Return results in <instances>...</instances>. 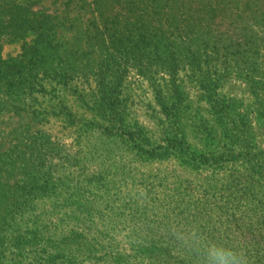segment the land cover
Wrapping results in <instances>:
<instances>
[{
	"label": "trees",
	"instance_id": "1",
	"mask_svg": "<svg viewBox=\"0 0 264 264\" xmlns=\"http://www.w3.org/2000/svg\"><path fill=\"white\" fill-rule=\"evenodd\" d=\"M232 1L240 5L235 6L239 12L251 13L250 0ZM31 3L0 0V12L9 16L0 31L8 27L13 36H35L18 62L0 56V81L5 77L0 88L48 94L50 110L22 108L19 116L29 123L21 134L28 142L5 151L0 163V264H207L203 246L210 242L241 251L248 264H264V147L255 142L249 116H240L237 102L220 92L223 75L214 78L209 73V64L216 61L228 68L232 55L243 57V68L257 65L249 62L256 58L254 51L260 55L262 50L264 57V32L262 37L254 32L255 42L248 40L247 48L232 35L231 45H221L225 38L222 32L217 38L214 27L232 19L236 23L228 0H92L100 21L95 27L106 31L97 35L106 55L94 68L90 62L96 57H87L93 88L85 93L78 68L74 66L75 77L61 73L46 54L65 12L38 13ZM168 4L182 12L202 5L196 9L197 23L190 25L185 18L177 25L170 17L172 8L164 10ZM261 15L264 20V11ZM243 16L238 20L244 21ZM180 27L183 33L172 32ZM193 43L195 48L190 47ZM147 50L153 52V66L142 62ZM181 63L190 66V78L216 110L215 129L203 116L194 126L184 122L188 93L180 78ZM131 66L155 90L153 128L140 126L127 113L123 87ZM149 67L154 70L146 72ZM262 71L260 67L257 73ZM59 89L73 92L91 119L76 114L60 98ZM52 115L74 128L72 144L52 142L41 130ZM257 118L264 129V112ZM95 123L105 140L133 150L139 167L119 162V149L101 152L91 144L88 133L82 132ZM80 124L85 129L80 130ZM194 132L222 140L199 150L191 138ZM151 159L173 161L191 173L206 169L210 177L197 191L177 181L175 186L165 184L140 170ZM111 192L119 195L111 198Z\"/></svg>",
	"mask_w": 264,
	"mask_h": 264
},
{
	"label": "rangeland",
	"instance_id": "2",
	"mask_svg": "<svg viewBox=\"0 0 264 264\" xmlns=\"http://www.w3.org/2000/svg\"><path fill=\"white\" fill-rule=\"evenodd\" d=\"M31 1V8L38 13H40L43 9L55 14H59L58 12L60 10L65 12L66 17L61 16V21L57 27V35L55 37L52 36V40L49 44L50 47L46 51V54L49 56L54 66H59V68L62 69L61 73L69 72L75 77L73 69L74 66L75 68L77 67V76L79 79L78 83L81 87H84L85 93H91L92 91L90 88H93V75L91 76L92 71L90 66L94 68L98 63V60H103L106 55V51L103 47H99V37L97 36L99 35L98 33L106 31H100L101 27L98 29L95 27L96 25H100V21L98 20L96 14L97 12L94 11L92 0ZM228 2L230 3L229 6L232 8V16H235L236 23H234V20L232 19V21H225L223 26H215L214 35L218 38V32L223 33L225 39L221 45H231L232 35L234 40H236L235 42L240 43L241 46L247 48L246 43L248 40L252 39V41L255 42L254 37H252L254 32H256L260 37L263 36L262 32H264V20L262 19L263 16L261 15V12L264 11V4L262 0H250L249 4L251 13L246 15L238 11L240 7L235 8L237 5L240 6L239 4L234 1L230 2V0H228ZM201 6L202 5L195 4V8L193 10L182 12V10L176 9L175 5L168 4L164 6V10L166 8H172L170 17L173 22L177 23V25L181 26V23L185 18H187L186 20L188 23L192 25L197 23L198 18L196 17L199 15V12L196 9H200ZM241 15H244V21L238 20V16ZM8 18L9 16H6L5 11L0 12V25L6 27ZM221 20L222 18H219L217 22H221ZM181 28L182 27L177 30L172 28L174 29L172 32L175 31L176 34L183 33L184 31ZM9 30L10 28L8 29L7 27L0 31V56L3 61L10 63L12 60H17L18 62V60L23 57L22 54H24L26 46L34 43L33 39L35 36L31 34L24 39L23 37L11 35ZM228 30L230 31L229 33ZM92 37H94V39H92ZM106 37L107 36L105 35L102 38L106 39ZM190 37L192 39L195 38L194 35H190ZM25 42H27V44ZM178 44L180 47L183 45L181 43ZM194 44L196 43H193L190 47L195 48ZM232 50L234 49L232 48ZM151 53L153 52L147 50L142 56L141 59L144 65H154V58ZM253 53L256 58L255 60L251 59L249 63L257 65H253L250 68H243L241 67L243 57L240 55H232V61L228 68L224 70L216 61L209 64V73L212 77L214 76V78L223 75L220 80V92L223 95L226 94V96L230 99H234L237 102V112H239L240 116H249L252 123L253 135L255 136V142L258 144V147L261 148L264 147V129L259 128L260 120L257 117L259 112H264V57L261 56V54H263L262 50L260 55H257L255 51ZM92 55L96 57V61L90 62L91 65L86 69L87 57H91ZM66 58H69V60H66ZM260 67L263 70L261 74L257 73V70H259ZM150 70H154L153 67L152 69L151 67L146 69V72H150ZM180 70V78L183 80L184 85L187 86L186 91L188 93V109L185 110L184 113L186 116L184 118V122L194 126L197 124L196 119L203 116L204 119L209 121V125L215 129L217 127L215 124V118H217V113L215 112L216 110L210 108L206 104L202 98V92L197 88L195 79L190 78V76L193 75L190 66H188L187 63H181ZM252 70L254 72H252ZM162 76L167 78V75ZM4 80L5 77H2V81L0 82L3 84ZM54 87L59 88L58 85H54ZM51 92H54V88ZM56 92L60 94V98L67 102L69 107L76 112V114L81 115L84 119H91V117H89L88 110L76 100L75 96L72 95L73 92L68 94L60 89ZM123 94L125 96L126 107L128 108L127 113L130 115L131 120L138 122L140 126L143 125L153 128L154 122H156L153 118V115L156 114L152 110L155 100V90L148 81V78L138 75L134 66L130 67L129 77L127 76L126 84L123 87ZM47 95L48 94H42L40 91L34 92L31 95L22 89L8 90L5 85H3L2 89L0 88V163L6 156L5 151L15 149V145L24 146L28 142L27 138L21 134V131L29 123V120H27L26 117L19 116L22 108L25 107L33 110L37 107H41L50 110ZM63 106L64 105H62V107H53L56 108L53 109V112H58V108L63 109ZM53 116L55 115L49 117V120L47 123H44L41 130L47 131L48 137L52 142L59 141L60 143L64 142L66 145L72 144L75 141L74 128H66V126L59 121V119ZM82 123L84 124V121ZM38 126V128H41L40 125ZM90 128L91 129L88 131L81 132L88 133L86 139L91 142V144H95V147H99L101 152L107 151V149L110 148L119 149V152L122 154L119 162L130 163L133 167H139L137 155L134 154L133 150L130 149L129 151L125 143L105 140V138L99 134L98 129L100 127L97 123ZM82 129H85V125L80 124V130ZM191 138L193 139V144L196 145L199 150L204 151L212 148L215 142L222 140V138L217 135H215V138H206L205 135L201 134V132L192 133ZM204 147L206 148L204 149ZM116 163H112L111 167L115 166ZM176 164L177 163L173 161L151 159L145 165H141L140 170L162 178L165 184L171 185L172 182L175 186L174 181H177V184L180 185V187L182 186V188L187 186V189L191 187V189H196V191L202 190L198 184L210 177V171L203 169L200 172L191 173L187 170H182ZM34 167L35 165L32 166L31 164L30 170ZM26 170H28V168ZM23 172L24 171L18 173ZM229 173L230 171H227L226 174ZM187 189L184 190V192H188ZM115 192L110 193L113 195L111 198H115L119 195ZM102 195L103 197L105 196L104 194ZM100 199L103 200V198Z\"/></svg>",
	"mask_w": 264,
	"mask_h": 264
},
{
	"label": "clouds",
	"instance_id": "3",
	"mask_svg": "<svg viewBox=\"0 0 264 264\" xmlns=\"http://www.w3.org/2000/svg\"><path fill=\"white\" fill-rule=\"evenodd\" d=\"M207 264H248L241 251L224 244L210 242L203 246Z\"/></svg>",
	"mask_w": 264,
	"mask_h": 264
}]
</instances>
